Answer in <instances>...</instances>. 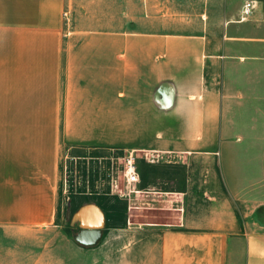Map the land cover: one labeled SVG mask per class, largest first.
Wrapping results in <instances>:
<instances>
[{
    "label": "crops",
    "instance_id": "0c3cea01",
    "mask_svg": "<svg viewBox=\"0 0 264 264\" xmlns=\"http://www.w3.org/2000/svg\"><path fill=\"white\" fill-rule=\"evenodd\" d=\"M201 2L126 22V0H0V264H46L2 240L64 205L103 253L117 237V264H264V0ZM66 156L84 177L64 203Z\"/></svg>",
    "mask_w": 264,
    "mask_h": 264
},
{
    "label": "rangeland",
    "instance_id": "374dc122",
    "mask_svg": "<svg viewBox=\"0 0 264 264\" xmlns=\"http://www.w3.org/2000/svg\"><path fill=\"white\" fill-rule=\"evenodd\" d=\"M150 4V0H141V7H139L138 1L126 0V6L123 13H120V16L126 17V22H132L135 20H142L143 22L150 17L154 18H164L167 16H172L173 18H196L200 14L199 10L203 9L204 3L201 0H154V8H156V12L150 13L147 11L149 9L148 5ZM141 8V10H140ZM112 14V13H111ZM119 16L118 13H113ZM203 15V14H201ZM116 16V17H117ZM66 17V14H65ZM68 19V14H67ZM79 165L76 168L73 161L70 157H62L61 160V176H62V194H63V202H69V199L66 196L70 195L71 187L73 179L83 178V171H77L79 169ZM124 161H115L111 164L110 170L111 174L115 179H119L121 184L120 191H125L127 185L124 184ZM70 183V184H69ZM70 186V187H69ZM127 187L126 192L131 189ZM131 192V191H130ZM64 205L63 208V216L59 221L61 226H52L51 231L48 233H39L38 231L31 230L29 234L25 235H15V237H7L2 240L4 244H10L15 246V256H20V250L24 246L30 247V260H33L37 255L40 254L42 249H44V253L42 254V258H44L46 264H53L55 261V251L60 252L62 248H65L69 244V241L73 239L74 243H77L79 246L78 251V264H117V249L116 245L118 243L117 237H113L112 240L107 244L109 245V251L107 252L108 247H105V253L102 251L101 241L99 233H86L78 231L80 227L77 225V219L72 217L71 213L73 207ZM66 209V210H65ZM75 209V208H74ZM75 213V211H74ZM77 225V226H76ZM71 239V240H70ZM56 246V247H55ZM57 248V249H56ZM93 249L94 254L91 255L89 250ZM87 250V252L85 251ZM86 252V253H85ZM106 254V256H105ZM22 255V254H21ZM110 255L113 256L112 260L103 262V258H107ZM25 256V254H24Z\"/></svg>",
    "mask_w": 264,
    "mask_h": 264
},
{
    "label": "built area",
    "instance_id": "2783aa9c",
    "mask_svg": "<svg viewBox=\"0 0 264 264\" xmlns=\"http://www.w3.org/2000/svg\"><path fill=\"white\" fill-rule=\"evenodd\" d=\"M252 3L251 1H246L244 2L243 4V12L244 13H247L249 11V9L251 8L252 6ZM124 179H125V182L127 184H132L134 182H136L139 178V175H138V171L136 169V164H135V160H134V157L132 155H127L125 157V162H124Z\"/></svg>",
    "mask_w": 264,
    "mask_h": 264
}]
</instances>
